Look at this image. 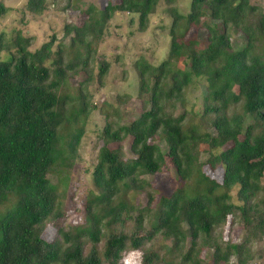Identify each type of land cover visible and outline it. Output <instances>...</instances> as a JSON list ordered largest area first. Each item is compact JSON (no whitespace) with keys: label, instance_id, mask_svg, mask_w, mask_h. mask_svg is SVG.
Masks as SVG:
<instances>
[{"label":"trees","instance_id":"obj_1","mask_svg":"<svg viewBox=\"0 0 264 264\" xmlns=\"http://www.w3.org/2000/svg\"><path fill=\"white\" fill-rule=\"evenodd\" d=\"M160 1L90 6L82 25L63 28L57 46L52 37L34 52L19 31L0 34V264H122L125 253L138 251H145L141 264L262 259L264 12L253 0H191L186 15L167 8V58L157 66L134 64L141 114L120 125L104 112L84 223L59 222L77 147L98 109L89 87L95 71L101 80L109 67L94 61L95 46L115 13L136 17L144 33ZM25 10L42 15L46 1L27 0ZM7 13L0 3V18ZM234 37L243 40L239 49ZM179 59L186 70L177 68ZM79 74L85 79L70 89ZM199 83L201 99L177 116L176 103ZM105 105L99 111L108 107L119 120L116 108ZM206 171H220L221 182ZM228 226L242 229L241 243L224 240ZM47 227L54 229L50 240L43 238ZM157 239L170 248L144 249ZM204 250L212 252L211 263Z\"/></svg>","mask_w":264,"mask_h":264},{"label":"rangeland","instance_id":"obj_2","mask_svg":"<svg viewBox=\"0 0 264 264\" xmlns=\"http://www.w3.org/2000/svg\"><path fill=\"white\" fill-rule=\"evenodd\" d=\"M45 1L46 11L42 15L34 16L25 10L27 0H0V3L8 9V13L0 18V34L4 32L6 38H8L12 33L19 31L24 37L32 40L30 51L34 52L40 49L43 44L50 42L52 37L56 40L54 46H57L61 42L63 28L66 25H82L83 21L87 19L84 13L90 6L97 11H101L108 3L114 6L119 4V0ZM165 1L161 0L155 14L150 16L148 28L144 33L138 32L136 17L125 13H115L107 22L101 41L95 46L94 61L107 62L109 67L106 76L101 80L96 75L98 71H95V81L89 87V92L92 95L90 104L98 107V109L92 111L88 117L84 136L77 147L76 164L70 171L69 185L66 194H64V217L59 221L63 226L84 223L82 208L87 192L92 189V172L97 151L100 147V135L105 125L104 112L110 114L111 119L117 120L120 125L130 124L141 114L142 102L137 98L138 80L134 64L139 59H143L150 65L157 66L167 58L170 47L168 32L171 19L166 14V10L169 6H172L180 14L186 15L191 0H174L170 5ZM252 2L264 12V0H253ZM69 39L64 40L62 44L68 46ZM191 39H194V37H191ZM242 45L243 40L240 37L233 38L234 49H239ZM2 55L3 53H1ZM184 63L183 59H179L176 63L177 68L186 70ZM83 79H85V75L79 74L78 78L70 81L69 88L77 87L78 82ZM201 85L202 83H199L196 87H189L186 90L183 104L176 103L175 105L174 113L177 116L184 111L189 112L194 106L195 100L201 99L203 94V86ZM117 100L123 103L117 106L115 104ZM104 104L116 108L119 120L112 116V111L106 107L107 105L104 106L106 108L102 113L99 111ZM199 104L200 101L197 102L196 107ZM191 120L192 122L198 121L195 118ZM128 142L124 144V153L127 157H131L128 151L130 144ZM160 148L163 151L166 149L162 143ZM168 165L171 168L169 162ZM206 173L215 181L221 182L222 173L220 171L214 173L206 171ZM171 175L173 174L171 173ZM262 182H264V179ZM137 199L140 205H144L145 201L142 197L139 196ZM0 212H3V210H0ZM228 227L223 229L224 240L229 239L233 244L241 243L244 238L242 229L234 226ZM227 231L229 233H226ZM53 234L54 229L47 227L43 233V238L50 240ZM263 246L264 241L257 246V251L262 259H260L261 261L258 259L254 264H264ZM147 248H149V251L155 252L163 248L169 249L170 245L162 239H157L144 249ZM144 252L125 253L122 264H141ZM202 258L207 260V263H211L212 252L204 250ZM234 263L235 260L231 258L228 264Z\"/></svg>","mask_w":264,"mask_h":264}]
</instances>
